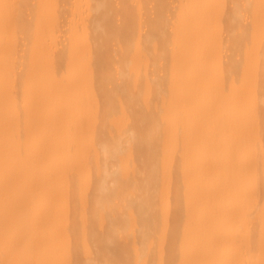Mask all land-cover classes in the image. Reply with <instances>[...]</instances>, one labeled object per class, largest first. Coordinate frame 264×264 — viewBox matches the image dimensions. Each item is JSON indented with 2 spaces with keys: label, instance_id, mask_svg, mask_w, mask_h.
I'll return each instance as SVG.
<instances>
[{
  "label": "bare ground",
  "instance_id": "6f19581e",
  "mask_svg": "<svg viewBox=\"0 0 264 264\" xmlns=\"http://www.w3.org/2000/svg\"><path fill=\"white\" fill-rule=\"evenodd\" d=\"M0 264H264V0H0Z\"/></svg>",
  "mask_w": 264,
  "mask_h": 264
}]
</instances>
